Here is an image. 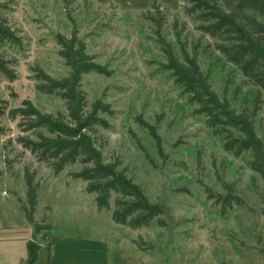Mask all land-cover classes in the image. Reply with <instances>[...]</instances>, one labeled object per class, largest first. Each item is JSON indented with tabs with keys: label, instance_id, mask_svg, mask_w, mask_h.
<instances>
[{
	"label": "rangeland",
	"instance_id": "obj_1",
	"mask_svg": "<svg viewBox=\"0 0 264 264\" xmlns=\"http://www.w3.org/2000/svg\"><path fill=\"white\" fill-rule=\"evenodd\" d=\"M11 2L8 19L22 37L23 49L17 52L18 76L0 82V96L11 106L27 99L43 112H65L62 99L36 90L32 68L65 76L69 68L57 39L69 37L75 28L86 52L104 70L81 80L88 106L96 99L110 106L109 113L100 114L109 127L97 126L95 134L103 162L118 164L164 209L147 227L116 224L111 219L113 193L110 209L99 211L94 193L84 191L85 182L69 176L80 164L55 175L20 144L6 145L18 130L15 121L3 118L10 130L0 136V225L25 222L19 204H25L22 175L28 166L39 183L34 219L50 226L34 237L40 244L34 264H264V181L248 167V153L235 156L206 125L167 69L155 32L179 60L196 52L211 89L236 112L252 111L255 88L215 49L216 40L196 29L198 22L184 13L183 2ZM175 20L178 29L184 24L178 36ZM261 100L254 125L264 140V93ZM5 158L12 161L10 169ZM2 188L9 194L3 195ZM26 236L18 228L0 229V264L23 263Z\"/></svg>",
	"mask_w": 264,
	"mask_h": 264
},
{
	"label": "trees",
	"instance_id": "obj_2",
	"mask_svg": "<svg viewBox=\"0 0 264 264\" xmlns=\"http://www.w3.org/2000/svg\"><path fill=\"white\" fill-rule=\"evenodd\" d=\"M11 1L0 0V82H13L17 78V52L23 49V39L8 19ZM180 1L183 2L184 13L198 22L196 29L214 38L215 49L255 88L253 109L250 113L236 112L229 100L211 89L207 75L197 64L196 52L192 56L186 54L183 60H179L171 44L157 30V42L163 45L167 69L197 105L198 113L204 115L206 125L222 139L224 147L235 156L248 153V167L264 181V140L257 135L254 125V117L264 93V0ZM173 29L178 36L184 24L178 29L175 20ZM57 43L59 53L69 68L68 73L56 78L40 67H33L32 72L36 90L62 99L66 111L43 112L27 99L18 106H11L7 99L0 96V136L10 130L2 119L15 121L18 134L14 139L8 138L6 145L10 146L13 142L20 144L34 155L37 162L49 166L55 175L68 165L80 164L81 168L70 172L69 176L85 182L84 191L94 193V202L99 211L110 209L113 193L112 221L131 229L147 227L164 213L163 207L151 202L125 171L118 170V164L104 163L101 149L96 144V127H109L100 114L109 113L110 106L101 99L94 100L88 106L81 80L87 73H104V70L86 52L85 43L78 37L75 28L69 37L60 36ZM155 143L160 151L158 137ZM4 161L10 169L12 161L6 158ZM22 177L25 204H21L20 208L26 221L33 227V238L26 242L27 255L23 264H34L40 248V244L34 242V237L41 231L50 230V226L45 219L40 222L34 219L39 187L35 171L25 166ZM232 199L240 201L238 198ZM225 203L227 207L231 206V200ZM137 245L140 247V244Z\"/></svg>",
	"mask_w": 264,
	"mask_h": 264
},
{
	"label": "crops",
	"instance_id": "obj_3",
	"mask_svg": "<svg viewBox=\"0 0 264 264\" xmlns=\"http://www.w3.org/2000/svg\"><path fill=\"white\" fill-rule=\"evenodd\" d=\"M1 191H2V194L3 195H6V194H9V193H7L3 188L1 189ZM19 206H20V204H19ZM25 218V217H24ZM46 223V222H45ZM47 224V223H46ZM49 225V224H48ZM5 228H10V229H15V228H18V229H20V230H23L25 233H26V237H25V245H24V247H25V258H24V261H25V259H26V255H27V253H26V242L28 241V240H31L32 238H33V227H32V225L30 224V223H28L27 221H26V219H25V222L23 223V224H21V225H19V226H12V225H5V226H2V225H0V229H5ZM27 238V239H26ZM52 242L53 241H51V244L50 245H47L48 246V254L50 253V251H51V247H52ZM41 245H43V244H41ZM24 261H23V263H24ZM22 263V264H23ZM19 264H21V262L19 263Z\"/></svg>",
	"mask_w": 264,
	"mask_h": 264
}]
</instances>
